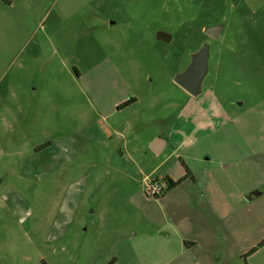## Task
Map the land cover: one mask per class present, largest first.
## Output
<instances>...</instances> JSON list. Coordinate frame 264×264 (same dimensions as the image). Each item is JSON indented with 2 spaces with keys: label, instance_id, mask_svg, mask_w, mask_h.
<instances>
[{
  "label": "rangeland",
  "instance_id": "rangeland-1",
  "mask_svg": "<svg viewBox=\"0 0 264 264\" xmlns=\"http://www.w3.org/2000/svg\"><path fill=\"white\" fill-rule=\"evenodd\" d=\"M202 47L193 97L174 78ZM197 189L222 244L180 248ZM263 242L264 0H0V264H264Z\"/></svg>",
  "mask_w": 264,
  "mask_h": 264
},
{
  "label": "water",
  "instance_id": "water-1",
  "mask_svg": "<svg viewBox=\"0 0 264 264\" xmlns=\"http://www.w3.org/2000/svg\"><path fill=\"white\" fill-rule=\"evenodd\" d=\"M222 27L220 25H212L204 29L205 34L216 37L220 34ZM157 38L165 41H169L171 36L165 32L159 31L157 33ZM207 58L208 53L205 47L197 50L191 58L189 65L185 70L176 74L174 81L175 83L181 87L184 91H186L189 95L196 97L202 92V81L207 72ZM163 140L156 139L153 142V146L151 147L155 153L160 152V147H158L159 143H162ZM255 194H261L260 191H255ZM250 199V197H248Z\"/></svg>",
  "mask_w": 264,
  "mask_h": 264
},
{
  "label": "crops",
  "instance_id": "crops-1",
  "mask_svg": "<svg viewBox=\"0 0 264 264\" xmlns=\"http://www.w3.org/2000/svg\"><path fill=\"white\" fill-rule=\"evenodd\" d=\"M132 98H134V97H132ZM135 99V101H133L131 104H129L128 106H126L125 107V109L126 108H128V107H130V105H132L133 103H135L136 102V98H134ZM127 101V100H126ZM126 101H124V102H126ZM123 102V103H124ZM121 104H117V103H115L114 105H113V109L114 108H116V110H121V109H123V108H120V109H118V106H120ZM108 113H102L101 112V115L103 116V117H105L106 115H107ZM110 114H112V113H110ZM155 137H153L152 139H151V144H150V147H152L153 146V142H154V140H156V139H160V138H156V139H154ZM154 139V140H153ZM153 140V141H152ZM166 146V140L164 141L163 140V142L162 143H159L158 144V147H160L161 149H160V152H162L163 151V149H164V147ZM152 149V148H151ZM153 151V150H152ZM154 152V151H153ZM159 152V153H160ZM159 153H157V154H159ZM164 177H170L171 179H173V180H177V179H175L174 177H172L170 174H160L157 178H164ZM145 179H147V177H145ZM197 194H198V196H199V198H197L196 199V201L199 203V205H203V207L202 208H204V211L200 214V216H197V217H194L191 221H192V223H193V227H192V235H191V237L189 238V239H184V237H180L179 236V234H178V245H180V248H186V249H188L189 247H192V248H196V247H203V244H202V239L203 238H205L206 236H207V234H206V232L208 231V233H209V235H211V232H212V224H211V219L213 218V217H217L218 218V220L221 222H223V220H222V217H221V215L220 214H216V212H214V210H213V207L211 206L212 204H211V202H209L208 201V198H207V196H208V194H207V192H203V193H200V189H197ZM201 194V195H200ZM202 208H201V210H202ZM146 221H148L149 223H151V224H154L155 222H153V221H151V220H149V219H147ZM198 221V222H197ZM196 222H197V224H196ZM208 223H209V226H208ZM200 227L199 228V230H198V227ZM206 225V226H205ZM208 226V227H207ZM216 227V230H214V232L215 233H213L212 232V234H215L216 235V239H217V244L218 245H221L222 243H221V241L219 240V238H220V236H221V232H222V230H221V227H220V225H218V226H215ZM205 228V229H204ZM206 228L207 229H209V230H206ZM204 230H206V231H204ZM197 231V232H196ZM211 231V232H210ZM216 232H218V233H216ZM223 235V234H222ZM207 238V237H206ZM206 238H205V241H206ZM165 242V241H164ZM186 243H188V245H187V247H186ZM206 247V246H205Z\"/></svg>",
  "mask_w": 264,
  "mask_h": 264
},
{
  "label": "built area",
  "instance_id": "built-area-1",
  "mask_svg": "<svg viewBox=\"0 0 264 264\" xmlns=\"http://www.w3.org/2000/svg\"><path fill=\"white\" fill-rule=\"evenodd\" d=\"M162 178H156L152 180H148L146 185V194L149 196L160 197L164 194L165 187L163 185Z\"/></svg>",
  "mask_w": 264,
  "mask_h": 264
},
{
  "label": "trees",
  "instance_id": "trees-1",
  "mask_svg": "<svg viewBox=\"0 0 264 264\" xmlns=\"http://www.w3.org/2000/svg\"><path fill=\"white\" fill-rule=\"evenodd\" d=\"M133 101H135L134 98L128 99L126 102H124L123 104H121L120 106H118V109L124 108V107L128 106ZM188 176H190L189 171H186V174H185V176L183 178H187ZM180 180L181 179L173 180L170 177H164L163 178V181L166 182V184H167V189L174 188L176 185H178L180 183ZM263 245H264V242L261 244V246H263ZM108 264H113V261L109 262Z\"/></svg>",
  "mask_w": 264,
  "mask_h": 264
}]
</instances>
